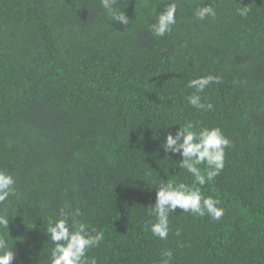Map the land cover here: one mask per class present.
<instances>
[{"label":"trees","instance_id":"trees-1","mask_svg":"<svg viewBox=\"0 0 264 264\" xmlns=\"http://www.w3.org/2000/svg\"><path fill=\"white\" fill-rule=\"evenodd\" d=\"M176 3V24L156 37L163 0H117L126 26L100 0H0V169L16 180L0 214L12 264H50L47 220L76 208L103 233L88 253L98 264H160L165 250L171 264H264V0ZM206 4L217 15L198 20ZM208 74L220 78L200 93L213 108L196 109L188 81ZM186 122L231 141L223 170L200 186L224 215L177 208L161 240L148 215L154 184L194 182L162 147Z\"/></svg>","mask_w":264,"mask_h":264},{"label":"clouds","instance_id":"clouds-1","mask_svg":"<svg viewBox=\"0 0 264 264\" xmlns=\"http://www.w3.org/2000/svg\"><path fill=\"white\" fill-rule=\"evenodd\" d=\"M101 6L111 16L112 21L128 25L129 17L114 5L117 0H100ZM164 9L158 12L156 20L150 25V31L156 37H163L176 24L178 4L176 0H163ZM238 15L247 17L251 8L238 7ZM198 20L207 17L215 19V8L206 4L196 9L194 13ZM219 83L220 78L211 74L198 76L188 81L187 87L194 89L187 96V102L196 109L211 110L212 103L202 101L200 93L212 83ZM231 144L230 139L219 127H202L197 129L192 122L179 124L175 132L169 131L162 143L164 152L179 154L178 167L187 170L194 178L190 185L176 180L155 185V202L148 206V215L155 217L151 224V233L161 240H167L169 233V216L177 208L182 212L194 216L208 215L213 220H220L224 215V208L219 199L204 196L201 187L214 180L224 168L225 150ZM201 165H204L203 169ZM16 180L14 175L0 169V204L16 195ZM82 215L79 208L75 210L61 209L58 217L47 220L44 232L49 236L54 247L50 252V264H98L95 257H89L91 249L99 247L104 239L103 233L91 227L85 221L78 219ZM10 217L0 214V264H12L15 258L13 244L6 239L9 234ZM173 252L165 250L162 253L160 264H171Z\"/></svg>","mask_w":264,"mask_h":264}]
</instances>
